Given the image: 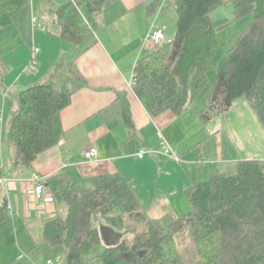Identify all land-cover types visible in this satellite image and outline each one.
<instances>
[{"label":"trees","instance_id":"1","mask_svg":"<svg viewBox=\"0 0 264 264\" xmlns=\"http://www.w3.org/2000/svg\"><path fill=\"white\" fill-rule=\"evenodd\" d=\"M111 1L87 0L85 11L99 15ZM229 3L237 19L251 15L252 20L215 68L217 82L199 116L208 123L218 105L224 113L244 100L264 130V0H174L177 29L173 41L155 47L135 68L133 89L149 114L156 117L172 110L180 115L207 86L219 48L211 14ZM83 10L80 0H75L57 11L59 36L76 45L92 34ZM69 66L66 85L59 87L51 81L18 96L6 140L13 172H29L38 157L64 136L61 113L72 102V90L85 86L83 76L73 64ZM124 97L120 95L119 102ZM123 118L132 135L135 125L126 109ZM45 186L58 216L44 225V242L63 246L67 264H90L85 256L102 244L99 223L134 234L131 241L106 247L100 255L104 264H264V160L241 159L207 180H195L186 191L192 210L181 217L167 213L149 219L142 233L127 224V218L142 207L119 173L99 175L91 187L83 189L62 172ZM7 217L4 202L0 224ZM185 229L190 232L192 250L183 254L175 239Z\"/></svg>","mask_w":264,"mask_h":264},{"label":"crops","instance_id":"2","mask_svg":"<svg viewBox=\"0 0 264 264\" xmlns=\"http://www.w3.org/2000/svg\"><path fill=\"white\" fill-rule=\"evenodd\" d=\"M49 1L51 8L44 19L33 16L43 28L34 27L32 19L33 48L40 49L36 58L37 64L30 65L33 58H30L31 53L27 54L29 59L25 62L30 60L27 65H21L25 63L22 60L9 67L11 73L8 77L4 78V74L2 76L0 142L3 144L4 132L7 140L9 131V126L5 128L3 124L1 107L5 111L10 109L8 97L18 102L21 92L40 81H47L50 76L47 71H53L54 67L62 62L67 66L68 74L71 63L83 76L85 86L72 90V102L61 113L64 130L61 141L57 146L42 153L29 172H13L10 149L4 148V145L0 149V178L9 180L7 184L0 185V204L6 202L8 215L0 224V239L5 237L4 240L10 242V237H13L17 243L16 247L13 244L9 251L0 256V264H47L54 258L58 260L55 264H67L64 258L65 249L63 254L62 249L58 251L44 242L43 227L57 218L58 211L46 186L43 198L39 202L36 201L33 194L34 184L30 182L34 175L45 179L46 184L51 177L66 172L76 184L83 182L92 186V179L99 175L119 173L135 192L142 207L141 212L172 213L181 217V213L186 215L190 212L191 204L186 197V191L195 180L209 179L213 173L221 171L215 168L223 163H231L232 166L241 159L264 160V130L246 101L239 100L231 108L239 106L241 101L246 102L253 117L248 125L238 122L231 127L240 156L225 159L221 144L217 147V155L210 163L211 169L208 171V162L196 164L197 157H192L191 152L200 148V155L203 161H206V145L211 136L201 142L194 139L203 132L200 131L201 125L207 127L208 123L200 119L199 112L205 109L209 101L202 110H192L191 102L180 115L167 110L154 117L135 94L133 87L137 62L144 53L148 56L155 50L149 36L157 26L164 29L158 25V21L170 0H112L111 4L96 16L85 11L87 0H80L92 34L79 45L61 38L57 26L59 8L75 0ZM152 5L155 12L151 14ZM44 21L48 28L44 27ZM129 51L132 56L128 54ZM22 67L24 72L32 68L34 74L21 76ZM66 80L65 76L59 87L66 85ZM73 85L75 84L71 81L69 87L72 88ZM120 95L125 96L122 102H119ZM17 107L13 101L10 118ZM125 109L135 125L132 135L123 118ZM186 122L189 123L186 124L184 132L188 131L189 135L179 136L178 141L173 140L175 132L184 127ZM190 125L196 132L194 136ZM212 135L214 137L212 136L211 140L221 139L218 133ZM161 137L163 141L174 142L173 147L181 154L190 151L186 154L188 162L161 155ZM185 138L189 139L184 142ZM192 140L194 144L186 146V150L184 144ZM90 148L98 150V155L92 160L85 157L86 150ZM141 148L146 152L142 158L139 157ZM9 206L12 207V212L8 210ZM63 214L66 215V211Z\"/></svg>","mask_w":264,"mask_h":264},{"label":"rangeland","instance_id":"3","mask_svg":"<svg viewBox=\"0 0 264 264\" xmlns=\"http://www.w3.org/2000/svg\"><path fill=\"white\" fill-rule=\"evenodd\" d=\"M49 2H50L49 0H0V27H1L0 29V65H1L0 66V83H1L3 74H4V78L10 75L11 69H9V67L13 65H17V63L22 60H24L23 62H25L27 58L29 59V56H27V54L31 53L30 58L31 59L33 58L32 57L33 56L32 19H33V16H37L41 19H44L46 17L47 11L50 10L51 8ZM173 3H174V0H170L167 3L168 6L165 8L164 12L162 13L158 21V25H161L164 27V31L167 37L170 39H172L171 36L173 37L175 36L176 29H177V14H176ZM233 11H234L233 3H229L226 6L215 9L211 14L212 23L215 28L218 41H219V48L214 58V62H213L214 67L208 73L209 82L207 86L203 89V91L200 93V95L192 102V110H202L207 105L210 99V96L212 95L214 86L217 82V74L215 72V68L217 67V65L219 64L221 60L227 57L230 49L236 44L240 34L244 31V29L248 26V24L252 20L251 15L243 19H237L234 16ZM160 13L158 12V14ZM44 24H45L44 27L48 28L47 23L45 22ZM132 49L134 50V53H135L136 52L135 48L133 47ZM130 51L128 52V54H130ZM144 54L142 55L141 58H144L147 56L146 55L147 53H144ZM130 55L132 56V54ZM29 61L30 60L26 61L25 63H21V65H27ZM62 65L64 64L61 62L60 64L54 67L53 71L52 70L47 71L48 76L50 75L48 80L40 81V83L38 84H43V83L53 81L55 84L60 86L59 84H61L65 76H67V69L65 66H62ZM33 74H34V71L32 68L29 69L28 72H24V67H22L21 76L25 77V76L33 75ZM8 99H9L8 106L10 107V109H11L13 101L15 102V105L17 104L18 106V102H16L15 99L13 100L11 97H8ZM238 105L239 106H235L231 110L228 109L224 113L219 112L220 106L218 105L214 109V111L210 112L211 120L208 122L207 127H204L200 124L202 127V130L200 131H203V132H201L198 135V137L194 140L196 142H201L205 138L211 136L210 142L208 141L206 145L208 149L206 153L207 156L204 157L206 158V161H203L202 156L200 155L201 153L200 148L196 149V152L192 151L191 155L192 157H197L196 164L199 163V165H201L202 163L206 164L208 162L207 163L208 171L211 169V166H209L211 165L210 163H212V161L217 155V147H220L221 144L224 148V152H225L224 158L225 159L227 158L231 159V158H236L240 156L238 152V148H237V143L232 137L231 127L233 125H236L235 123H238V122H240V124L248 125L251 122V119L253 117H252V112L250 111L251 109L246 102L241 101L239 102ZM1 108H2V114H3L2 115L3 124L5 125V128H8L11 110L8 108L5 111L3 107ZM241 111H244L245 113L242 114ZM187 123L189 122H186L184 124V127H180L181 129H178L177 133L175 132L176 135L175 137H173V140L178 141L179 136L189 135L188 131L184 132V128L186 127ZM254 123H255V120H254ZM190 127L193 131L192 136L196 135V132L193 129L194 127L192 125H190ZM213 133H218L221 139L216 140L215 138L211 140ZM5 137H6V133L4 132L3 144L1 143L2 141L0 139L1 141L0 149L1 147H3V145H4V148L7 147L8 149V146L6 145ZM187 139L189 138H185L184 142ZM162 142L164 141L161 137V145L159 149V153L161 155L163 154ZM168 142L167 144L172 149V155H176L177 157H179L180 158L179 161H182L184 163L188 162L189 159H186L187 158L186 154L189 153L190 151H188L187 153L181 154L177 149L173 147L174 142L172 141H170L169 143ZM189 144H194L193 140L190 142H186L184 144V148L186 146H189ZM141 149H142L141 153L143 155L146 154L145 149L144 148H141ZM186 150H188L187 147H186ZM165 157L169 159V157L167 156ZM180 164L182 163H179V165ZM230 164L231 163L229 164L223 163V164H220L219 167L217 166L215 169L226 171L230 169L231 167ZM215 169H214V172H215ZM77 184L79 188H83V189L89 188L91 186L83 182H79ZM191 210H192V207L190 208V211ZM163 214L164 213L158 214L153 211L151 212L143 211V212L134 213L127 218V224L132 227H135L140 233H142L146 230V223L149 219L158 218L159 216H162ZM181 214H182L181 216H183L184 213H181ZM98 227H99L100 234H101L102 244L96 247L95 249H93L91 252H89L85 256L86 261L89 262L90 264H104L100 255L106 249V247L112 246V245H118L126 240L131 241L134 237V234L131 231H128L127 229H117L115 227H111L104 223H99ZM4 238L3 240L0 239V256H3L5 251H9L10 248L13 247L12 246L13 244H14V247L17 246L16 238L14 239L13 237H10V240H11L10 242H7L6 240H4ZM175 246L183 254L189 253V250H192V241H191V236H190V232L188 229H185L184 231L180 232L176 236ZM55 248L58 249V251L62 249L63 254H64L63 246H57V247H54V249ZM61 259H64V258H61ZM52 261L57 262L58 260L57 258H54ZM120 264H126V263L121 262Z\"/></svg>","mask_w":264,"mask_h":264},{"label":"built area","instance_id":"4","mask_svg":"<svg viewBox=\"0 0 264 264\" xmlns=\"http://www.w3.org/2000/svg\"><path fill=\"white\" fill-rule=\"evenodd\" d=\"M33 26L37 27V28L42 27V25L39 23V21L36 17L33 19ZM44 30H45V28H44ZM149 41L153 44L154 47H160V46H163L165 44L171 43L173 41V39L168 38L164 29L157 26L153 29L151 35L149 36ZM39 53H40V49L34 47L33 48V59L31 61V65L37 64L36 58L39 55ZM162 150H163V154H165L171 158H175V160H178V161L180 160V158L177 157L176 155H172V149L170 148V146L167 144L166 141L162 142ZM97 155H98V150L96 148H90V149L86 150V152H85V157L88 160H92V159L96 158ZM139 157L142 158L143 154L141 153L139 155ZM8 182H9L8 179L0 178V185L7 184ZM30 182L32 184H34L33 194H34L36 201L39 202L43 198L44 193H45V188H46L45 187V179H43L40 176L34 175ZM8 210L10 212L13 211L11 206L8 207ZM47 264H55V262L52 260H49L47 262Z\"/></svg>","mask_w":264,"mask_h":264}]
</instances>
